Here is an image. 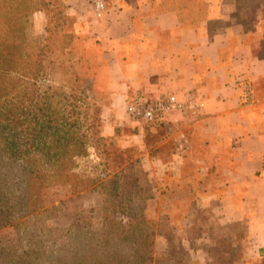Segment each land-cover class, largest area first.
<instances>
[{
	"label": "crops",
	"instance_id": "1",
	"mask_svg": "<svg viewBox=\"0 0 264 264\" xmlns=\"http://www.w3.org/2000/svg\"><path fill=\"white\" fill-rule=\"evenodd\" d=\"M247 4L210 3L191 21L148 1L115 0L94 16L88 57L101 63L92 79L106 87L107 133L127 120L125 104L136 95L173 93L200 105L159 127L186 138L174 146L179 183L189 169V199L219 209L223 222L244 223L242 249L264 260V0Z\"/></svg>",
	"mask_w": 264,
	"mask_h": 264
},
{
	"label": "trees",
	"instance_id": "2",
	"mask_svg": "<svg viewBox=\"0 0 264 264\" xmlns=\"http://www.w3.org/2000/svg\"><path fill=\"white\" fill-rule=\"evenodd\" d=\"M246 1L250 6L254 0ZM66 5L67 0H0V228L16 227L25 216L49 211L56 200L52 193L78 194L95 188L99 180L79 174L76 163L87 155L90 139L99 136L103 117L97 99H107L106 87L92 79L101 63L88 57L87 37L66 31ZM167 8L191 21L203 19L208 9L197 13L176 4ZM37 11L45 20L43 36L29 33ZM73 54L74 65H66L64 57ZM75 66L78 73L70 70ZM57 75L64 76L63 83H54ZM71 79L85 83L78 95ZM100 184L108 200L117 196L112 180ZM188 184L192 187L190 180ZM189 188L183 192L188 194ZM119 206L112 202L113 211L102 213L104 227L96 230L93 249L83 243L71 246L72 264H89L88 259L92 264L150 261L153 231L146 217L117 211Z\"/></svg>",
	"mask_w": 264,
	"mask_h": 264
},
{
	"label": "rangeland",
	"instance_id": "3",
	"mask_svg": "<svg viewBox=\"0 0 264 264\" xmlns=\"http://www.w3.org/2000/svg\"><path fill=\"white\" fill-rule=\"evenodd\" d=\"M104 1L107 7L115 0ZM133 1L151 2L159 10L176 4L180 10L200 13L210 3L217 2L218 6L222 0H120L123 4ZM66 6L70 16L66 31L85 35L89 46L87 54L93 56L91 27L95 20L90 0H67ZM32 24L31 36H43L42 12L32 15ZM74 55L64 57L66 65H74ZM70 70L78 73L76 66ZM63 77L57 75L54 83H63ZM70 82L78 95L85 83L80 85L73 79ZM97 102L102 117L107 99L99 98ZM88 112L91 115L90 109ZM125 117L127 120L120 124H112L110 133L106 132V126L112 121L103 117L99 136L90 139L87 155L77 159L76 171L99 178L97 186L73 195L52 193L56 200L49 211L42 209L25 216L18 220L21 223L16 227L0 228V264H4L2 261L7 264H72L69 249L76 243L93 249L90 244L95 240L96 230L104 227L100 223L101 215L113 211L112 202L119 203L117 211L126 209L146 217L149 230L153 231L151 259L147 264H264L262 259L254 258L249 250L241 247V243L246 242L244 223L223 222L219 209L196 206L183 192L189 188V169H182L185 179L179 183L182 181L177 176L180 157L176 156L174 146L176 142L185 143L186 138L177 136L179 131L171 125L165 130L152 126L154 130H151L145 123L132 122L126 113ZM159 160L170 164L164 166ZM110 180L117 187V196H110L108 200L106 188L100 183ZM87 263L92 264V259Z\"/></svg>",
	"mask_w": 264,
	"mask_h": 264
},
{
	"label": "built area",
	"instance_id": "4",
	"mask_svg": "<svg viewBox=\"0 0 264 264\" xmlns=\"http://www.w3.org/2000/svg\"><path fill=\"white\" fill-rule=\"evenodd\" d=\"M93 15L100 18L106 10L104 0H90ZM194 102H183L173 93L157 97L136 95L129 98L125 104V113L134 123H145L149 126L156 124L175 123L176 116L185 117L199 109Z\"/></svg>",
	"mask_w": 264,
	"mask_h": 264
}]
</instances>
